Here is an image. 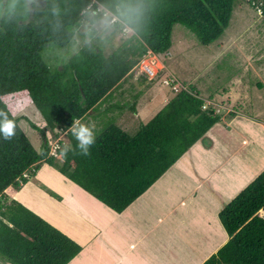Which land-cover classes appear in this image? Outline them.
Returning <instances> with one entry per match:
<instances>
[{
  "label": "trees",
  "instance_id": "16d2710c",
  "mask_svg": "<svg viewBox=\"0 0 264 264\" xmlns=\"http://www.w3.org/2000/svg\"><path fill=\"white\" fill-rule=\"evenodd\" d=\"M45 1L30 15L26 0H0V264H68L81 251L18 201L7 200L43 165L122 213L221 122L220 114L203 109L204 99L189 87L134 135L109 124L86 138L80 124L135 70L146 75L139 63L148 52L159 57L170 50L175 25L191 31L202 46L218 40L229 26L235 0ZM242 1L264 18V0ZM85 23L94 42L84 43L53 69L42 52L51 45L67 48ZM123 29L129 37L113 46ZM106 48H112L109 54ZM176 85L167 84L172 91ZM20 93L41 113L45 130L65 134L67 144L58 141L56 156L47 141L40 152L34 149L5 104V98ZM263 209L264 170L218 213L228 241L204 264H264Z\"/></svg>",
  "mask_w": 264,
  "mask_h": 264
},
{
  "label": "rangeland",
  "instance_id": "374dc122",
  "mask_svg": "<svg viewBox=\"0 0 264 264\" xmlns=\"http://www.w3.org/2000/svg\"><path fill=\"white\" fill-rule=\"evenodd\" d=\"M21 4H23L22 1ZM30 20L31 18L29 17L27 21L29 22ZM85 24L74 32L73 42L67 48L63 49L54 45L48 46L42 52L44 61L53 69L59 68L77 54L84 43L94 42V39L88 37L89 28L87 27L89 26H87V23ZM121 34V38H114L112 42L113 46L117 45L120 39L129 37L126 29H123ZM84 39L86 42L83 41ZM111 49L106 48L105 52L109 54ZM147 58L144 57V59ZM157 59L156 68L158 72L155 74L157 76L153 78L150 76L147 77L146 75H142L139 70H135V75L124 83L122 82L120 87L113 91L111 95L105 97L93 109L92 114L90 113L83 118L80 124L83 125L84 131H86V138L96 137L109 124H114L129 135H134L139 127L145 125L160 112L164 105L180 89L188 90L191 87L196 89L201 98L204 99L205 106L203 109L210 107L217 114H220L221 122L230 121L231 123L230 127L224 128L220 122V124L218 123L216 125L218 127L212 130L210 136L209 134L206 135L207 138H210L209 140H211L214 149H218V154H226L228 159L238 147L242 146L240 139L236 140L232 133L228 134L229 130L238 132L232 125L238 124L237 129L241 130L244 138L250 142L244 148L242 146V151L240 152L244 153L252 150V156L256 160H259L256 162V165L260 166L264 163V140L259 139L262 137L260 127L261 124H264V18L258 11L248 7L242 0H235L229 26L218 40L208 46L200 45L196 36L185 27L175 25L171 34L170 50ZM172 79L177 82L175 91H172L167 86L168 82L170 83ZM4 102L14 118L18 119L19 127L37 152H40L41 146L47 141L51 149V155L56 156L58 141H63L67 144L65 134L61 131L55 130L54 133L57 134V137H55L54 133H51L47 129L45 130V122L41 113L37 111L25 94L20 93L7 97L4 99ZM230 112L235 113L237 115L236 117H240L237 119L240 120L238 123H236L235 117H229ZM33 126L37 128L33 129ZM239 135L240 137L242 136L241 132ZM255 136L256 138L254 139ZM207 138L205 137L200 141L206 140ZM211 138H216L217 141ZM204 155L201 156L200 152L195 151L194 155L192 156L190 154L179 164L177 169H187L188 166L194 169L197 165L194 166L193 160L200 158L202 160L205 157H209L206 155V152ZM222 161L220 159V162ZM175 166H172L173 168L171 167L172 169L170 168L144 194L146 196L140 201H135L132 205L130 204L131 206L129 205L130 207L128 206L129 208L127 207L128 209L126 208L123 213L108 212L104 209V205L98 204L94 199H90V205L93 208H84L75 198L70 199L73 207L70 203L68 207L74 208L78 214H71L61 209L63 207L60 205V202L59 205L61 208L58 207L60 211L53 210V203L45 207H37L36 209L42 212L44 217L42 219L69 238L70 235L76 237L78 232L83 231L84 234H80L82 238L80 240L87 238L88 242L85 245L87 246L94 241L90 237L89 227L92 225L95 227H98L99 224L102 225V220L104 219L107 221L102 227V235L122 234L128 227H135V225H138L139 228L144 227L140 222L145 220V214L142 210L149 204H144L142 203L143 201L151 204L149 205V211L151 213H147L148 218L151 220L154 219V214L156 216L157 213V215L161 216L159 213L161 210L164 209L165 211L166 209L168 211L170 205L172 206L177 203L173 199H168L171 201H165L164 203L161 201L158 202L154 193L164 182H170L171 180L172 184H177L172 180ZM201 168L206 169V175L210 173L209 171L212 169V166L209 164L207 167L201 166ZM40 170H42L39 178L41 182L34 176L30 179L31 184L39 183L40 187L43 188H46L45 185H50L55 189L54 192L59 197L57 200L63 202V199L60 198L64 196L66 189L61 182L55 181V177L59 173L46 165H43ZM46 171L47 177L54 182H49L42 177ZM155 186L156 188L154 189ZM24 197L26 198V196ZM185 198L186 200L178 205L182 208L180 213L172 210V214L167 217L166 221L159 225V228L165 229L166 234L169 236L175 234L177 237H180L176 241L172 237L166 239V245L171 240V242H174L173 245L176 250H181L179 251L180 254L177 255L178 258H176L179 264H190V262L191 264H204L213 254H209L211 252L204 254L205 251L202 253L199 252V245L197 243L193 244L191 241L187 243L183 236L184 233L179 229L181 227L180 223L182 222L179 220V216L183 220L189 221L187 223L188 225L194 224L196 226L197 224V220H195L196 214L190 213V206L189 204L187 205L188 202L190 204L196 203L192 197ZM222 198L224 199V197ZM11 199L12 196L9 195L7 200L10 201ZM106 213L109 215L107 216ZM68 217H71L75 222H71ZM219 225V232L216 234H227L226 232L224 233L225 230L222 225ZM104 243L109 244L106 241Z\"/></svg>",
  "mask_w": 264,
  "mask_h": 264
},
{
  "label": "crops",
  "instance_id": "0c3cea01",
  "mask_svg": "<svg viewBox=\"0 0 264 264\" xmlns=\"http://www.w3.org/2000/svg\"><path fill=\"white\" fill-rule=\"evenodd\" d=\"M239 118L240 117L234 118L236 123L240 121L237 120ZM221 123L224 128L231 126L230 121H222ZM216 125H214L206 133V135L209 134L210 136L212 130L218 127ZM232 125L233 128L238 132L229 130L228 134L232 133V135L235 137L234 139H240L243 148L249 145L250 142L248 139L244 138L243 132L237 129L238 124ZM260 130L262 131V137L259 139L264 140V124H261ZM240 132L242 134L241 137L239 135ZM206 135L204 138H207ZM255 138L256 136L254 139ZM209 139L210 138H207L203 141H198L187 153L183 155V157L177 161L175 164L176 166L174 165L175 171L172 175V180L177 183L176 185L172 184L170 180V182H164L154 192L158 202L161 201L164 203L165 201H171L168 199L177 201V203H173L174 205H170L168 211L166 209L165 211L164 209L161 210V212H159L161 216L157 215L156 213V216L155 214L153 215L154 219L151 220L147 216L148 212L151 213L149 211V205L151 204L149 202L143 201L142 203L149 205H147L142 210L145 214V220L140 221L144 225L142 228H139L138 225H135V227L126 228V231L122 234L105 236L101 234L102 227L107 221L104 219L102 220V225L99 224L98 227L92 225L89 227L88 231L91 234L90 237L91 239H94V241L87 246H85L88 242L87 238L80 240L82 239L80 234H84L83 231L80 233L78 232L76 237L70 235L71 240H74L73 242L81 247V251L68 264H179V261L176 258H178L177 255L180 254L179 251L181 250H176L175 246L173 245L174 242H171V240L168 243L169 245H166V239L172 237L174 241H176L180 237H177L175 234L169 236L166 234L165 229L159 228V225L167 220V217L172 214V210L180 213L182 208L178 205L186 200L185 197H192L194 202L197 204H190V202L187 203V205L189 204L190 206V213L196 214L195 220H197V224L196 226L194 224L188 225L187 223L189 221L183 220V218L179 216V220L182 221L180 223L181 227L179 229L184 233L183 236L187 243L191 241L193 244L197 243L199 245V252L202 253L205 251L204 254L208 252H211L209 254H215L219 248L228 241V236L226 237L227 234H216L219 232L218 229L220 227L218 213L220 212L221 208L225 206V204L236 197L238 193L248 186L264 170V163L260 166H257L256 162L259 160H256V158L252 156V150L242 153L240 152L242 151V146L238 147L236 151L227 159L226 154H218V149H214L212 146L213 144ZM211 139L216 140V138ZM195 151H198V153L200 152L201 156H205L204 153L206 152V155L209 157H205L202 160L201 158L193 160L194 166L197 165L195 166L196 169H192L189 166L187 169H177L179 164L190 154L193 156ZM220 159L223 161L220 162ZM209 164L212 166V169L209 171V174L205 175L206 169L201 168V166L207 167ZM41 173L42 170H39L35 175L39 182H41L39 180ZM46 174L47 171L42 175V177L49 182H54L48 178ZM30 181L23 185L22 188L17 193H15L12 199L18 200L21 204L26 206V208L41 218H44L42 212L36 208L48 206L50 203H53V210L60 211L58 207L61 205L63 207H60L61 209H64L71 214H78L74 208L68 207L69 203L71 204L70 199H77V201H79V203H81L84 208H93L90 205V199L97 201L90 194L83 191L80 187L76 186L60 174L55 177V181L61 182L66 189L64 196L60 198L63 199V202L57 200L59 197L54 192L55 189L50 185H45L46 188H43L40 187L39 183L33 185ZM157 181L153 185H155ZM155 188L156 186L154 189ZM47 190L51 191L54 196L50 195ZM145 193H143L135 201H140L144 196H146L144 195ZM24 196H26V198ZM219 196L224 197V199L222 197L219 198ZM97 202L100 205L102 204L99 201ZM104 209L108 212L111 211L106 206ZM260 214L264 215V209L260 212ZM106 215L108 216L109 214L106 213ZM68 219L71 222H75V220H73L71 217H68ZM62 221L64 222V220ZM214 229H216V231H214ZM104 241L109 244L104 243Z\"/></svg>",
  "mask_w": 264,
  "mask_h": 264
},
{
  "label": "built area",
  "instance_id": "2783aa9c",
  "mask_svg": "<svg viewBox=\"0 0 264 264\" xmlns=\"http://www.w3.org/2000/svg\"><path fill=\"white\" fill-rule=\"evenodd\" d=\"M147 59H142L139 63V69L144 72L146 75L153 77L158 71L156 68V62L158 61L157 57L152 55L151 52L147 53Z\"/></svg>",
  "mask_w": 264,
  "mask_h": 264
},
{
  "label": "flooded vegetation",
  "instance_id": "af4514ba",
  "mask_svg": "<svg viewBox=\"0 0 264 264\" xmlns=\"http://www.w3.org/2000/svg\"><path fill=\"white\" fill-rule=\"evenodd\" d=\"M26 4L27 7L29 9V13L30 15L32 14V12L34 11V9L40 7V8H44L46 5V1L45 0H26Z\"/></svg>",
  "mask_w": 264,
  "mask_h": 264
},
{
  "label": "clouds",
  "instance_id": "9594fccd",
  "mask_svg": "<svg viewBox=\"0 0 264 264\" xmlns=\"http://www.w3.org/2000/svg\"><path fill=\"white\" fill-rule=\"evenodd\" d=\"M157 57V56H156ZM158 58V57H157ZM162 68H163V65H162ZM158 72V71H157ZM155 76H157V75H155ZM155 76H153V77H155ZM168 80V79H167ZM169 81V80H168ZM172 81H174V83L176 82L174 79H172L171 80V82L170 83H172ZM169 82H168V84H170ZM175 89V88H174Z\"/></svg>",
  "mask_w": 264,
  "mask_h": 264
},
{
  "label": "water",
  "instance_id": "95a60500",
  "mask_svg": "<svg viewBox=\"0 0 264 264\" xmlns=\"http://www.w3.org/2000/svg\"><path fill=\"white\" fill-rule=\"evenodd\" d=\"M4 3H5V0H4Z\"/></svg>",
  "mask_w": 264,
  "mask_h": 264
}]
</instances>
